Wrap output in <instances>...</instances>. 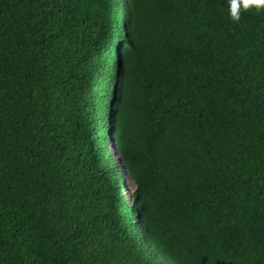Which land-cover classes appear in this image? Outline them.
<instances>
[{
    "label": "trees",
    "instance_id": "trees-1",
    "mask_svg": "<svg viewBox=\"0 0 264 264\" xmlns=\"http://www.w3.org/2000/svg\"><path fill=\"white\" fill-rule=\"evenodd\" d=\"M229 8L0 0V264H264V8Z\"/></svg>",
    "mask_w": 264,
    "mask_h": 264
},
{
    "label": "clouds",
    "instance_id": "clouds-1",
    "mask_svg": "<svg viewBox=\"0 0 264 264\" xmlns=\"http://www.w3.org/2000/svg\"><path fill=\"white\" fill-rule=\"evenodd\" d=\"M251 8H255L256 10H260V9L264 8V0H230L229 17L233 21H238L240 19L241 12L249 10ZM112 138H113V136H112ZM119 156H120V154H119ZM128 181H131L135 185L132 177L128 174V172L126 170L125 171V182H126V184L128 183ZM135 187H136V185H135ZM134 190H135V188H134ZM134 190H133V192H134ZM133 192H132V194H133Z\"/></svg>",
    "mask_w": 264,
    "mask_h": 264
},
{
    "label": "rangeland",
    "instance_id": "rangeland-1",
    "mask_svg": "<svg viewBox=\"0 0 264 264\" xmlns=\"http://www.w3.org/2000/svg\"><path fill=\"white\" fill-rule=\"evenodd\" d=\"M109 145L112 147V151L116 153L117 157L120 158L119 152L116 150V147H115L114 137L109 140ZM134 188H135V185L131 181H128V183L124 186V193L129 202L132 201V192Z\"/></svg>",
    "mask_w": 264,
    "mask_h": 264
}]
</instances>
